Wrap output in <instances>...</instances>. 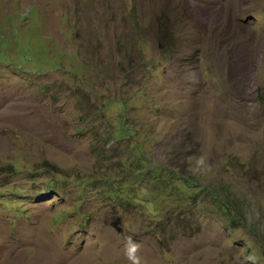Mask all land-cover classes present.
<instances>
[{"label":"rangeland","instance_id":"rangeland-1","mask_svg":"<svg viewBox=\"0 0 264 264\" xmlns=\"http://www.w3.org/2000/svg\"><path fill=\"white\" fill-rule=\"evenodd\" d=\"M109 45L134 136L79 130L72 74ZM129 237L141 264H264V0H0V264H132Z\"/></svg>","mask_w":264,"mask_h":264},{"label":"trees","instance_id":"trees-1","mask_svg":"<svg viewBox=\"0 0 264 264\" xmlns=\"http://www.w3.org/2000/svg\"><path fill=\"white\" fill-rule=\"evenodd\" d=\"M107 49L110 50V53L103 55L100 63L85 57L79 60V65L76 67L78 73L72 74L74 86L69 89L70 95L74 98L80 96L83 100L82 106L78 109L81 111L79 123H83L84 126L79 130L83 133L87 131L95 133L97 132L96 125L104 121L115 133V122H117L120 128L116 129V132L119 135L134 136L137 131L135 122L129 120L127 110L131 106L129 97H133L136 93L130 84L133 83L132 74L137 72V65L129 54L118 51L112 45H109ZM82 84L86 86L85 89H81ZM127 92L130 94L129 96ZM109 136L110 133L107 137ZM134 148L140 152L145 147L136 142ZM149 162H151L150 159ZM149 167L148 174L152 178L160 180L159 187L155 188L164 191L166 182L169 183L172 179L162 176L163 173L158 178L156 173L165 170L160 163H152ZM146 174L142 175L145 176ZM178 179L190 187H199L186 176L178 177ZM242 220H244V216L240 212L238 214L233 213L231 221L226 223V226L234 228V223ZM247 240L250 241L251 239L248 238Z\"/></svg>","mask_w":264,"mask_h":264},{"label":"clouds","instance_id":"clouds-1","mask_svg":"<svg viewBox=\"0 0 264 264\" xmlns=\"http://www.w3.org/2000/svg\"><path fill=\"white\" fill-rule=\"evenodd\" d=\"M199 163L203 164L204 161L201 159ZM138 249H139V244L134 242L133 239L129 237L126 242L125 251L129 259L131 260L132 264H141L140 257L136 255ZM246 259L248 261H251L252 264H256V257L254 255H249Z\"/></svg>","mask_w":264,"mask_h":264},{"label":"bare ground","instance_id":"bare-ground-1","mask_svg":"<svg viewBox=\"0 0 264 264\" xmlns=\"http://www.w3.org/2000/svg\"><path fill=\"white\" fill-rule=\"evenodd\" d=\"M228 2V1H227ZM211 4H212V2H211ZM228 4V3H227ZM218 5V4H217ZM226 5V4H225ZM209 7H211V5L209 6ZM217 8H221V7H217ZM237 8V7H236ZM225 9H227V8H225ZM214 10H216V8L214 9ZM237 10V9H236ZM209 13L211 14V12L209 11ZM219 15V14H218ZM227 16V15H226ZM221 17H222V15H221ZM220 18V17H219ZM187 19V18H186ZM220 20V19H219Z\"/></svg>","mask_w":264,"mask_h":264}]
</instances>
